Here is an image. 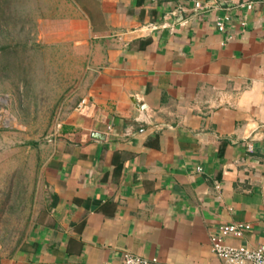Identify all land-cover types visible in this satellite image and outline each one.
Instances as JSON below:
<instances>
[{
  "label": "crops",
  "instance_id": "1",
  "mask_svg": "<svg viewBox=\"0 0 264 264\" xmlns=\"http://www.w3.org/2000/svg\"><path fill=\"white\" fill-rule=\"evenodd\" d=\"M55 2L56 41L85 53L81 93L0 264H228L210 238L232 223L249 229L226 246L263 244L264 0Z\"/></svg>",
  "mask_w": 264,
  "mask_h": 264
},
{
  "label": "rangeland",
  "instance_id": "2",
  "mask_svg": "<svg viewBox=\"0 0 264 264\" xmlns=\"http://www.w3.org/2000/svg\"><path fill=\"white\" fill-rule=\"evenodd\" d=\"M56 0H0V246L17 247L38 210L54 126L80 96L85 53L57 42ZM46 21L42 18H46Z\"/></svg>",
  "mask_w": 264,
  "mask_h": 264
},
{
  "label": "built area",
  "instance_id": "3",
  "mask_svg": "<svg viewBox=\"0 0 264 264\" xmlns=\"http://www.w3.org/2000/svg\"><path fill=\"white\" fill-rule=\"evenodd\" d=\"M199 7V3L195 4ZM224 20L227 18H217L216 27L217 30L222 32L224 30ZM244 25V23H242ZM249 229L245 224H229L223 225L219 228L216 235H212L210 238L212 252L219 258L228 262V264H264V243L256 248H249L247 246L229 247L224 244V239L228 236L240 238L244 232ZM259 253V256H257ZM123 264H151L156 262L154 259L149 261L142 257L124 254L122 256Z\"/></svg>",
  "mask_w": 264,
  "mask_h": 264
},
{
  "label": "water",
  "instance_id": "4",
  "mask_svg": "<svg viewBox=\"0 0 264 264\" xmlns=\"http://www.w3.org/2000/svg\"><path fill=\"white\" fill-rule=\"evenodd\" d=\"M94 137H95V138H99V136H98V135H96V133L94 134Z\"/></svg>",
  "mask_w": 264,
  "mask_h": 264
},
{
  "label": "clouds",
  "instance_id": "5",
  "mask_svg": "<svg viewBox=\"0 0 264 264\" xmlns=\"http://www.w3.org/2000/svg\"><path fill=\"white\" fill-rule=\"evenodd\" d=\"M262 99H264V96H262ZM257 256H259V253H257Z\"/></svg>",
  "mask_w": 264,
  "mask_h": 264
}]
</instances>
